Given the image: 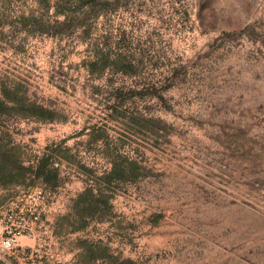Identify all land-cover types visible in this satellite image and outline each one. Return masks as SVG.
<instances>
[{
    "label": "rangeland",
    "instance_id": "374dc122",
    "mask_svg": "<svg viewBox=\"0 0 264 264\" xmlns=\"http://www.w3.org/2000/svg\"><path fill=\"white\" fill-rule=\"evenodd\" d=\"M0 100L13 264H264V0H0Z\"/></svg>",
    "mask_w": 264,
    "mask_h": 264
},
{
    "label": "trees",
    "instance_id": "16d2710c",
    "mask_svg": "<svg viewBox=\"0 0 264 264\" xmlns=\"http://www.w3.org/2000/svg\"><path fill=\"white\" fill-rule=\"evenodd\" d=\"M6 106L4 101L0 100V112L5 110ZM40 113V114H39ZM36 114L41 119H50V112L44 111ZM6 149L0 151V179H5L6 177L18 176L20 183L23 185H32L36 181H41L45 185H50L54 187L57 183V174L54 169L49 165L48 156H44L40 159L35 167H23L20 166L10 154H7ZM31 175L28 182L25 181V177ZM19 182V181H18ZM10 183V182H9ZM8 186L7 181L0 182V187Z\"/></svg>",
    "mask_w": 264,
    "mask_h": 264
},
{
    "label": "built area",
    "instance_id": "2783aa9c",
    "mask_svg": "<svg viewBox=\"0 0 264 264\" xmlns=\"http://www.w3.org/2000/svg\"><path fill=\"white\" fill-rule=\"evenodd\" d=\"M45 193L41 189H34L30 197L33 199H43ZM37 216H32L33 221H37ZM25 228H6L3 236L0 238V264H13L8 258L18 253L22 256L25 254L26 248L20 244V239L25 237Z\"/></svg>",
    "mask_w": 264,
    "mask_h": 264
}]
</instances>
